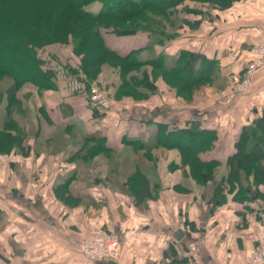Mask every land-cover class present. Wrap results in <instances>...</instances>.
I'll return each mask as SVG.
<instances>
[{
    "label": "crops",
    "instance_id": "crops-1",
    "mask_svg": "<svg viewBox=\"0 0 264 264\" xmlns=\"http://www.w3.org/2000/svg\"><path fill=\"white\" fill-rule=\"evenodd\" d=\"M185 4L167 14L154 12L149 32L105 38L123 55L140 48L134 56L143 62L125 77L112 62L100 66L94 80L113 101L108 110L96 112L84 95L71 96L56 84L38 92L31 85L32 120L26 121L29 108L12 113L28 135L24 149L0 153V264H108L75 250L92 226L119 237V264H247L264 233V187L261 196L238 199L239 184H226L225 201L212 203L207 197L211 182L202 186L181 165L169 168L179 162L176 149L157 150V164L138 149L159 124L182 128L194 116L218 131L210 155L224 161L234 151L239 128L248 123L247 113H264V69L236 100L216 95L226 77L242 72L255 44L264 39V0H233L224 7ZM58 46L67 58L69 50ZM187 58L192 63L186 65ZM124 79L135 86L122 85ZM24 94H19L22 100L29 95ZM96 134L114 150L90 159L83 149ZM127 139L140 141L133 145ZM135 165L150 183L152 195L143 202L131 199L122 186ZM227 173L222 163L215 177ZM63 180L68 183L63 190L72 195L66 203L55 190ZM84 193L107 200L95 205Z\"/></svg>",
    "mask_w": 264,
    "mask_h": 264
},
{
    "label": "trees",
    "instance_id": "trees-1",
    "mask_svg": "<svg viewBox=\"0 0 264 264\" xmlns=\"http://www.w3.org/2000/svg\"><path fill=\"white\" fill-rule=\"evenodd\" d=\"M95 1L100 2V8L97 12H92L87 9V5ZM185 1L0 0V82L8 80L10 83L7 89L0 90V103H3L2 112L6 118L0 124V153L9 154L13 149L23 151L24 141L28 138L24 129L18 125V119H14L12 114L20 105L18 91L25 84L32 85L37 92L55 86L54 80L57 81V77L47 57L63 62L61 64L71 71L73 65H79L83 69L88 80L80 93L89 101V84L95 79L103 63L115 64L122 77H125L129 68L143 63L134 56L140 48L133 47L123 55L112 48L105 38L110 34L135 36L139 30L149 32L154 12L167 14L170 8H185ZM193 1L224 7L233 0ZM50 45L67 48V58L55 48L49 51L47 47ZM192 61L193 59L187 58L185 64ZM210 70L209 68L207 72ZM195 73L193 72V77H197ZM129 83L127 79L121 82L122 85ZM134 84L130 83V86L134 87ZM15 102L19 104L14 106ZM202 121L193 116L184 127L170 130H167L166 125L159 124L154 137L141 142L138 149L153 164H157L161 154L157 150L176 149L179 162L169 163V168L181 165L185 175L195 183L205 186L211 182L207 197L212 203L225 201L226 184L232 188L234 182L239 184L236 198L243 199L244 196L247 199L254 193L261 196V187H264V113L250 124L239 128L233 143L234 151L224 161L210 155L216 147L218 131L203 126ZM126 141L135 145L140 140ZM85 143L83 155L90 159L114 150L106 144L103 135H92ZM29 149L26 146V150ZM222 163L226 165L228 173L225 177L216 178V168ZM122 186L136 201L143 202L151 196L149 179L137 165L127 172ZM64 187H68L66 180L56 186L55 190L57 197L66 203L72 195L68 190H63Z\"/></svg>",
    "mask_w": 264,
    "mask_h": 264
},
{
    "label": "built area",
    "instance_id": "built-area-1",
    "mask_svg": "<svg viewBox=\"0 0 264 264\" xmlns=\"http://www.w3.org/2000/svg\"><path fill=\"white\" fill-rule=\"evenodd\" d=\"M47 59L50 60L52 70L56 76L64 80L71 92L76 93L83 90L87 76L79 65H73V71H71L61 63L50 59V57H47ZM260 66H264V40L255 47L253 58L247 63L243 78L233 77V89L224 91L222 94L227 95L229 98H234L237 92L249 87L255 71ZM88 94V99L93 109L104 111L111 108L112 100L108 93L96 82L93 81L89 84ZM119 248V240L105 231L87 233L78 239L80 252L91 258L117 259ZM247 264H264V233L259 236L257 242L248 253Z\"/></svg>",
    "mask_w": 264,
    "mask_h": 264
},
{
    "label": "rangeland",
    "instance_id": "rangeland-1",
    "mask_svg": "<svg viewBox=\"0 0 264 264\" xmlns=\"http://www.w3.org/2000/svg\"><path fill=\"white\" fill-rule=\"evenodd\" d=\"M99 8H100V2L99 1H95V2H92V3H90V4H88L87 5V9L88 10H90V11H92V12H96V11H98L99 10ZM264 40V39H263ZM262 40V41H263ZM262 41H260V42H258V43H256L255 44V46H254V48H253V51H252V53L254 54V50H255V47L259 44V43H261ZM54 46H55V48L58 46V45H50V46H48L47 47V49H49V51H53L54 50ZM59 47V46H58ZM57 51V50H56ZM61 55V54H60ZM252 58H253V56H252ZM251 58V59H252ZM248 61H250V60H247V62H246V64H245V66H244V68H243V70H242V72L240 73V74H233V75H231V76H228V77H226L227 78V80H226V83L224 84L225 86L224 87H222V88H219V89H217L216 90V95H217V97L219 98V99H223V100H226V101H233V100H236L237 98H238V96L240 95V94H243V93H245V92H247L248 93V91H249V89H251L252 88V85H253V78H254V75H255V73H256V71H258L259 69H264V66H260V67H258L257 68V70L255 71V73H254V75H253V78H252V81H251V84H250V86L249 87H247L246 89H244V90H242V91H239V92H237V94H236V96L234 97V98H229L227 95H224V94H222V92H224V91H229V90H232L233 88H232V79H233V77H238V78H243V76H244V74H245V71H246V67H247V63H248ZM63 63V62H61V61H58V63ZM56 75V74H55ZM57 77V76H56ZM86 80H88V78H86ZM8 81V80H7ZM7 81H2V82H0V90L1 91H4L5 89H7V87H8V85L10 84L9 83V81H8V83H7ZM94 81V80H93ZM93 81H91V82H93ZM11 82V81H10ZM54 82H55V84L56 85H59L61 88H62V90H63V92H65L66 94H69V95H75V94H79L81 91H79V92H71L70 90H69V88H68V86H67V84H65V82H64V80H61V79H59L58 77H57V81L56 80H54ZM101 86V85H100ZM32 86L31 85H29V84H25L24 86H23V88H21L19 91H18V99H19V103H20V105H19V108H18V110H23L24 108H29V109H27V111H26V113H27V115H26V121H29V119L30 120H32L31 118L33 117V115L32 114H29L30 113V110H32V108H35L36 109V104L34 103V102H31L30 101V98H31V95L29 94L30 92H32V88H31ZM102 87V86H101ZM103 88V87H102ZM104 89V88H103ZM23 93V92H25V94H24V96L26 95V94H29V95H27V97H26V100H22L23 99V95L22 96H20L19 94L20 93ZM246 93V94H247ZM81 94V93H80ZM227 94H228V92H227ZM29 100V101H28ZM28 101V102H27ZM88 102V104H89V106H90V108H92L91 107V105H90V102L89 101H87ZM18 102H15L14 103V106H16V105H18L19 104ZM112 104H113V101H112ZM2 106H3V103H0V124H2L3 122H5V120H6V118H5V116H4V112H2ZM112 106V105H111ZM93 109V108H92ZM95 110V109H94ZM24 111H22L21 113H23ZM28 117H29V119H28ZM246 119H248V123L247 124H250L251 123V121H253L254 119L253 118H258V115H256V116H254V114H253V112L250 110L248 113H247V116L245 117ZM251 119V120H250ZM34 121H36L34 118H33V122ZM23 132H21V134H22ZM30 133L31 134H33V131L31 130L30 131ZM38 132H36V134H37ZM82 182H84V181H82ZM85 183V182H84ZM78 185H81L82 186V183H77ZM84 194H87V193H84ZM255 194V193H254ZM152 195V194H151ZM256 195V194H255ZM86 197L87 196H89V197H91V195H85ZM108 197V196H107ZM112 197V195L110 196V198ZM133 197V196H132ZM93 200H94V203H95V205H99V204H101V203H103V202H105V200H107L105 197H99V196H96V199H94V197H91ZM127 198V197H126ZM131 199H135L134 197L133 198H131ZM130 199V201H132ZM88 201H91L89 198H88V200L86 199V200H82L81 201V203L83 204H87L88 203ZM115 201L114 200H112V203H114ZM118 207H119V204H118ZM102 231H105L104 229H102V228H95V226H94V228H93V226L92 227H89V230H87V232H85L84 234H82V235H80V237H82V236H84V235H86L87 233H95V232H102ZM105 232H107V231H105ZM107 233H109V232H107ZM110 234H112V235H114L113 233H110ZM118 240H119V243H120V248H121V241H120V239H119V237H117L116 235H114ZM79 237V238H80ZM120 248H119V252H120ZM75 250L78 252V253H80L82 256H84V257H86V258H88V259H92V260H98L99 258H91V257H88V256H86L85 254H83L82 252H80V250L78 249V240L76 241V243H75ZM119 252H118V256H119ZM118 256H117V259H106V260H114V261H118ZM118 263V262H117ZM119 264V263H118Z\"/></svg>",
    "mask_w": 264,
    "mask_h": 264
},
{
    "label": "water",
    "instance_id": "water-1",
    "mask_svg": "<svg viewBox=\"0 0 264 264\" xmlns=\"http://www.w3.org/2000/svg\"><path fill=\"white\" fill-rule=\"evenodd\" d=\"M258 121H259V120H258ZM258 121H257V122H258ZM254 197H255V195H254ZM177 237H178V236H177ZM108 264H118V263H117L116 261H114V260H109V261H108Z\"/></svg>",
    "mask_w": 264,
    "mask_h": 264
}]
</instances>
